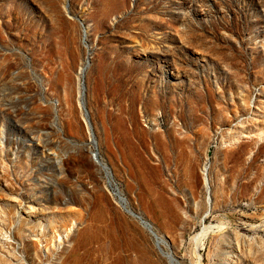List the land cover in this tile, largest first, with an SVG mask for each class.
Masks as SVG:
<instances>
[{"label":"rangeland","instance_id":"rangeland-1","mask_svg":"<svg viewBox=\"0 0 264 264\" xmlns=\"http://www.w3.org/2000/svg\"><path fill=\"white\" fill-rule=\"evenodd\" d=\"M118 160L177 200L178 264H264V0H0V264L102 228Z\"/></svg>","mask_w":264,"mask_h":264},{"label":"bare ground","instance_id":"bare-ground-1","mask_svg":"<svg viewBox=\"0 0 264 264\" xmlns=\"http://www.w3.org/2000/svg\"><path fill=\"white\" fill-rule=\"evenodd\" d=\"M185 144H187V142H180L181 157H178L182 159L184 166L190 170L191 175L194 172L192 168L190 169L191 158ZM119 161L120 160H118L117 166L113 171L114 192L112 193L111 200L114 203V212L107 211L104 207L105 205H101L104 207L103 210L98 211L95 216L102 224V228L93 231L90 229L89 225L85 224L82 229H77L74 235L76 234L78 238L72 247H68V256L64 259H59L60 264H90L91 262H89L88 259L81 257L75 258L73 255L84 250L91 242L97 241L101 244V242L105 240L108 242V245L105 247L103 264H178L174 255L175 253L172 251V249L175 248L174 239L172 238L173 240L171 239L170 241L167 240L170 231L172 232L174 229L173 209L174 206L179 205L177 200L172 197L169 198L162 193L158 195V197L156 196L157 200L149 198L150 193L148 189L150 188L149 180L151 181V178L148 175V178L145 179L143 175H141L140 182L142 184V189L138 197L134 200L136 204L132 206L131 199L123 194L122 189L116 183L115 177L120 175L119 168L123 170V165L121 162L119 163ZM127 168L133 175L134 169H132L128 162ZM158 172L159 170L154 166L152 173L157 175ZM207 174L208 168H205L203 173V186L206 192L210 190ZM152 176L151 174V177ZM125 189L131 192L132 183L130 181L127 182ZM169 196H171L170 193ZM210 200V198L207 199V205H210ZM205 212H207V210ZM104 219H108V221L106 222ZM201 221H203V217L200 222ZM210 229V227L203 228L200 237H204ZM65 232V243L68 244L72 239L71 228L67 227ZM150 240L153 242L154 248L149 245ZM59 243L61 245V241H59ZM48 245H50V243ZM56 247L57 246L53 245L52 248L55 250ZM102 248H104V246ZM45 249L48 253V248ZM160 258L164 259V262L160 261ZM86 261L88 262L86 263Z\"/></svg>","mask_w":264,"mask_h":264}]
</instances>
